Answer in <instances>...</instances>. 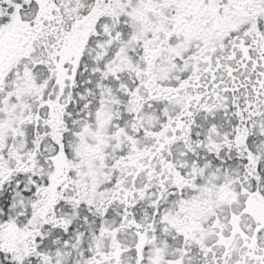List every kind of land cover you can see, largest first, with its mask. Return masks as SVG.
<instances>
[{"label":"snow or ice","instance_id":"obj_1","mask_svg":"<svg viewBox=\"0 0 264 264\" xmlns=\"http://www.w3.org/2000/svg\"><path fill=\"white\" fill-rule=\"evenodd\" d=\"M0 264H264V0H0Z\"/></svg>","mask_w":264,"mask_h":264}]
</instances>
